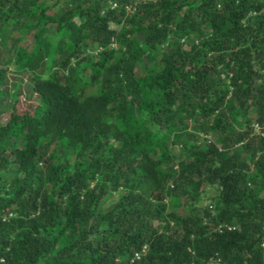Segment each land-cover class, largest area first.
I'll return each instance as SVG.
<instances>
[{"label":"trees","instance_id":"16d2710c","mask_svg":"<svg viewBox=\"0 0 264 264\" xmlns=\"http://www.w3.org/2000/svg\"><path fill=\"white\" fill-rule=\"evenodd\" d=\"M1 39L0 106L7 71L39 104L0 125V264H264V0H0Z\"/></svg>","mask_w":264,"mask_h":264},{"label":"rangeland","instance_id":"374dc122","mask_svg":"<svg viewBox=\"0 0 264 264\" xmlns=\"http://www.w3.org/2000/svg\"><path fill=\"white\" fill-rule=\"evenodd\" d=\"M53 33H54V27L49 26V30H48L47 34L52 35ZM136 38H137L138 42H141L140 35H137ZM31 43H32V37L30 35H27L21 42H19L18 45L20 47L30 49ZM2 46L7 47V48H9V47L11 48V40L6 41L5 39H1V42H0V48L1 49H2ZM144 61H145V63H147L146 60H144ZM147 64H149V63H147ZM138 68L139 67L137 66L135 69L136 74H139ZM29 79H30V77L26 73L7 71L5 82H4V85L2 86V90L5 92H7V91L12 92L13 87H11V85L18 82L17 101L12 102V100H10L9 96L7 94L5 95L6 96V97H4L5 100L3 101V104L0 106V125H3L8 121L12 111H14L16 114H22L25 112L31 114L34 106L39 104L38 96L36 94H30V91H27L24 88V84L26 82H29ZM191 132H193V131H191ZM195 134H198V133H195ZM255 134H257V133L255 132ZM198 136L202 140H207L208 142H213V141H215V138H217V135H212V134H210V135L199 134ZM170 147H172V149H174V150H178L180 148V146H170ZM212 190L213 189L208 188L207 192L210 193V192H212ZM201 202H202V204H199V206L197 207L198 209H202L205 205L208 204V200L204 197H203ZM182 209L183 208L179 207L177 212L182 213L183 212ZM216 263H217V261H216Z\"/></svg>","mask_w":264,"mask_h":264},{"label":"built area","instance_id":"2783aa9c","mask_svg":"<svg viewBox=\"0 0 264 264\" xmlns=\"http://www.w3.org/2000/svg\"><path fill=\"white\" fill-rule=\"evenodd\" d=\"M253 128H254V131L257 134H260L261 136H264V133L261 131V128H260V126L257 123L253 124ZM262 230L264 231V226H262ZM261 247H264V243L261 244ZM145 252H146V246L143 247L141 252L135 253L133 258L130 261L132 262L133 260H138L141 257L142 254H145Z\"/></svg>","mask_w":264,"mask_h":264}]
</instances>
